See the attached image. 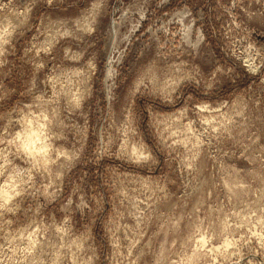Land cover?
<instances>
[{
	"label": "rangeland",
	"instance_id": "obj_1",
	"mask_svg": "<svg viewBox=\"0 0 264 264\" xmlns=\"http://www.w3.org/2000/svg\"><path fill=\"white\" fill-rule=\"evenodd\" d=\"M2 3L7 7L0 8V18L7 15L18 27L0 67V264H50L65 233L69 242L90 237L95 264H119L117 252L124 254L126 234L140 220L144 232L137 248L144 254L139 264H264V212L259 210L264 199L255 191L259 182L253 183L260 162L257 146L249 147L257 129L218 139L215 120L204 122L212 109L239 111L244 104L264 109V64L257 57L260 67L252 72L248 54L238 58L237 53L249 43L264 53V4ZM204 104L210 110L198 115ZM41 111L55 116L51 128ZM27 118L46 139V164L41 156H28L18 138ZM180 124L192 125L187 136L193 141H205L196 180L180 163L192 144L178 145L175 140L185 137L169 136ZM126 135L147 144L156 162L128 165L121 152ZM259 143L264 145V137ZM16 173L24 180L31 176L16 188L19 195L12 191ZM237 184H250L251 191ZM120 185L140 192L124 199L116 194ZM80 194L91 199L93 212L76 208ZM69 197L73 204L65 207ZM175 218L177 228L170 223ZM198 222L201 231L210 222L212 227L203 240H192ZM64 251L59 249L61 261Z\"/></svg>",
	"mask_w": 264,
	"mask_h": 264
},
{
	"label": "clouds",
	"instance_id": "obj_2",
	"mask_svg": "<svg viewBox=\"0 0 264 264\" xmlns=\"http://www.w3.org/2000/svg\"><path fill=\"white\" fill-rule=\"evenodd\" d=\"M51 0H49V3ZM252 0H249V3H251ZM244 0H234V4L236 6L243 5ZM255 3L257 4H264V0H255ZM7 7L6 5H3L2 0H0V8ZM254 15V13L249 14V18ZM18 25L14 24L13 21L7 16H3L0 18V67H3L4 64L7 63L6 59V53L8 52V48L5 47V45H12V38L14 33L17 31ZM239 28V25H237ZM241 46L243 47L244 42H240ZM238 58L240 55L248 54L249 58V69L252 72H256L258 68L260 67V64L256 63V58L259 57L260 63L264 64V53H261L258 50H255L252 44H247L246 47H244L243 53H240V49L237 48ZM67 58V57H65ZM217 71L223 72V69H218ZM77 75H82L81 73H77ZM107 75L109 78L113 75V71L111 69L108 70ZM215 79V77H213ZM70 83V82H69ZM79 83H83V81H80ZM140 83H143V81H140ZM77 90H79V84L76 86ZM212 87L211 84L207 85L206 88L210 89ZM71 91V89H69ZM166 99L171 100V94L169 93L166 96ZM231 108V106H229ZM211 106L209 104H204L201 108V113L198 115H201L204 111H209ZM247 110V114L245 112ZM213 115L210 118H205L204 122L208 124H212L213 120H215V130L218 133L217 138H225L224 134L228 133V135H231L233 132H236L239 129H243L245 131L249 130L250 127H256V131L251 132V135L249 136L250 144L249 147L252 145H256L258 148L256 159L259 160V169L257 170L253 183L259 182L258 187L255 189L256 192H259L261 195L259 199H264V145H261L259 142L262 137H264V109H250L248 108L247 104H244L243 107L239 111H230L226 113H219L218 109H212L211 110ZM188 112V109H185L182 113L183 116H186ZM51 116V119L49 116H46L44 111H41L40 118L41 120L47 121V124L45 127L51 128L52 120L55 119V116L53 114H49ZM224 116V119L221 120L220 117ZM236 117H239L240 120L238 121ZM255 121V124H252V121ZM171 125H169V128ZM164 132H168V128L164 129ZM192 132V125L189 124L187 126H184L182 124L178 125L175 131H172L169 133V136L175 137V136H181L183 135L184 139H177L175 140V143L178 145H185L187 146V143L192 144V148L188 150V153L185 155H182L180 158V163L183 169H185L188 172V175L192 176L193 180H196L200 174H201V164L199 163L201 161L202 155L204 153L202 152V149L204 147L205 141L203 139L197 138L195 141H193L190 137L187 136V133ZM211 133H209L210 135ZM203 135V134H200ZM162 139H163V133H161ZM57 139H60L59 136L56 137ZM49 139H51V135H49ZM208 144L211 145V139H209ZM171 147V145H169ZM121 152L123 154V159L128 165H134L137 168H143L147 167L151 164H154L155 158L153 155L152 149L148 147L147 144H145L142 140L135 139V138H128L127 135L125 137V144L121 147ZM64 154V153H62ZM67 155V154H64ZM208 156L214 155L211 152L206 153ZM71 158V157H67ZM217 160H219V157H217ZM18 179L15 183V185L12 188V191L14 194L19 195V192H16V188L20 187L23 184L28 183V180H31V176L29 175L28 180H24L20 177V173H16ZM131 183V182H130ZM216 187H219V185H215ZM236 187H243L247 188L251 191V185L245 184L243 186L237 184ZM24 189L21 188V191ZM160 191H163V189H160ZM129 192L138 193L140 192V189L138 187H130L129 185H120L116 188V194L118 196H122L124 199H129ZM155 195V193H151L147 198L149 200L152 199V197ZM132 199H135V197H132ZM73 204V200L71 197L68 198L67 206H71ZM91 199L87 198L84 194H80L79 196V203L76 204V208L81 212L84 213L85 210L88 212H93V207H90ZM11 210V209H9ZM223 211V209H213L212 211ZM261 212H264V206H262L259 209ZM255 214V213H253ZM208 219L209 217L206 215L205 217ZM219 219V218H217ZM144 221L140 220L136 225L133 226L132 229H129L126 234V241L127 243L124 245L125 252L124 254H121L119 251L117 252V256L119 258V264H139L140 260L142 259L143 252L137 248V245L140 244V241L143 239V228H141V224H143ZM172 223L174 228L178 227L179 224V218H175L173 221H170ZM203 226V222H198V226L196 227L195 231L192 233V240H195L197 236L201 238V240L204 239L205 234L208 232V228L212 227V222L208 224V228H205L204 231H201L200 228ZM112 235L115 237L116 233L120 231L119 225H117L112 230ZM65 242L63 244L56 245V255H54L50 259V264H69V261H71V264H95L97 257V251L96 247L93 246L88 242L90 237L84 238V239H76V240H70L67 238L68 234L65 233ZM212 238V236L209 234V240ZM113 243L115 244L116 241L113 240ZM63 248L65 251L63 253V259L61 261V257L59 256V249ZM135 251V254L133 252ZM199 250V249H198ZM27 251V250H25ZM160 255H163L161 252ZM195 255V253H194ZM33 264H36L34 261ZM39 264H44V261H39ZM156 264H159V260L156 261Z\"/></svg>",
	"mask_w": 264,
	"mask_h": 264
},
{
	"label": "bare ground",
	"instance_id": "obj_3",
	"mask_svg": "<svg viewBox=\"0 0 264 264\" xmlns=\"http://www.w3.org/2000/svg\"><path fill=\"white\" fill-rule=\"evenodd\" d=\"M29 120L30 119L27 118V120L23 122V129L18 133V138L21 139V141L23 142L22 145L24 147V151L28 156L34 158H37V156H41L43 158L44 164H46L49 160L48 145L47 142L45 143L46 139L44 138L43 133L40 131L41 129L39 130L37 129V127L35 128L32 125V121ZM3 195L6 200H10L11 196L6 193H4Z\"/></svg>",
	"mask_w": 264,
	"mask_h": 264
}]
</instances>
